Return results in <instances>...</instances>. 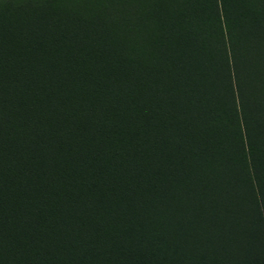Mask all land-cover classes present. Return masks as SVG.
<instances>
[{
    "label": "trees",
    "instance_id": "trees-1",
    "mask_svg": "<svg viewBox=\"0 0 264 264\" xmlns=\"http://www.w3.org/2000/svg\"><path fill=\"white\" fill-rule=\"evenodd\" d=\"M0 264H264V0H0Z\"/></svg>",
    "mask_w": 264,
    "mask_h": 264
}]
</instances>
